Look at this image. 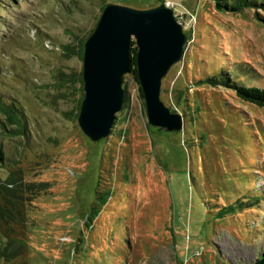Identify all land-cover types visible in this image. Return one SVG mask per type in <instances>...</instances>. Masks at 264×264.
<instances>
[{
    "label": "rangeland",
    "instance_id": "1",
    "mask_svg": "<svg viewBox=\"0 0 264 264\" xmlns=\"http://www.w3.org/2000/svg\"><path fill=\"white\" fill-rule=\"evenodd\" d=\"M236 1L0 0V264H253L264 252V106L207 80L264 89V0ZM161 3L185 35L160 86L183 128L151 126L128 73L110 134L93 142L77 123L82 44L106 5Z\"/></svg>",
    "mask_w": 264,
    "mask_h": 264
},
{
    "label": "water",
    "instance_id": "2",
    "mask_svg": "<svg viewBox=\"0 0 264 264\" xmlns=\"http://www.w3.org/2000/svg\"><path fill=\"white\" fill-rule=\"evenodd\" d=\"M137 47V78L151 126L177 132L180 114L160 100L162 78L183 55L185 35L171 8L161 3L147 10L108 4L83 44V100L77 123L91 141L106 138L122 108L123 76L129 73L130 44Z\"/></svg>",
    "mask_w": 264,
    "mask_h": 264
},
{
    "label": "trees",
    "instance_id": "3",
    "mask_svg": "<svg viewBox=\"0 0 264 264\" xmlns=\"http://www.w3.org/2000/svg\"><path fill=\"white\" fill-rule=\"evenodd\" d=\"M255 4V0H237L236 2L232 3L231 9L234 11H239L242 6H251ZM220 7V5H218ZM83 45V44H82ZM136 54H137V47L135 45L134 41H131L130 44V50H129V58H130V66H129V73H131L134 76V79L139 85L138 78H137V68H136ZM209 82L212 84H222L226 85L227 87L229 86L232 88L236 95L245 101H248L252 104H255L257 106L263 107L264 106V89H258L255 87H247L245 85H242L240 83H236L232 80H228L224 78L223 74H218L213 77H210L207 79ZM123 82V81H122ZM139 89V94L141 97H143L141 87L140 85L138 86ZM114 123H112V126ZM4 159V153L1 149V144H0V161ZM103 205V204H102ZM101 207L97 208L94 206L91 208L90 213L88 218H90V221H92L93 218L97 216L99 213ZM236 210L235 207H231L227 209L226 211L232 212ZM227 212V213H228ZM253 264H264V252L261 253V255L256 258L253 262Z\"/></svg>",
    "mask_w": 264,
    "mask_h": 264
}]
</instances>
